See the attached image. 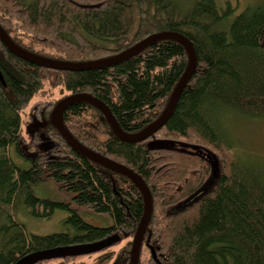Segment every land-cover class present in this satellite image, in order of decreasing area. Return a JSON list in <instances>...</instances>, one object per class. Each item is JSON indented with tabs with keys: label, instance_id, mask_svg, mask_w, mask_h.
<instances>
[{
	"label": "trees",
	"instance_id": "obj_1",
	"mask_svg": "<svg viewBox=\"0 0 264 264\" xmlns=\"http://www.w3.org/2000/svg\"><path fill=\"white\" fill-rule=\"evenodd\" d=\"M0 26L23 48L69 61L110 56L156 32L185 35L196 67L152 136L135 143L119 139L85 101L64 110V125L86 147L134 170L149 188L152 212L138 264H264V160L236 157L223 123L228 111L264 118V0L235 15L230 3L219 7L216 0H0ZM187 60L181 44L162 39L109 66L55 70L16 56L0 40V264L105 239L112 241L100 250L33 264H130L144 211L140 190L75 150L49 114L62 97L88 92L108 105L123 131L136 132L161 113ZM51 88L63 95L48 100ZM26 109L34 154L21 149ZM42 135L52 141L47 150ZM151 139L202 152L150 146ZM213 157L218 169L210 180ZM46 179L110 223L91 224L69 202L39 197L34 187ZM19 207L45 218L55 209L68 210L65 230L28 232L17 218ZM93 253L98 255L91 262L82 259Z\"/></svg>",
	"mask_w": 264,
	"mask_h": 264
},
{
	"label": "water",
	"instance_id": "obj_2",
	"mask_svg": "<svg viewBox=\"0 0 264 264\" xmlns=\"http://www.w3.org/2000/svg\"><path fill=\"white\" fill-rule=\"evenodd\" d=\"M162 39H172L185 48L188 55L187 65L183 74L181 75L180 79L172 90L170 97L161 113L156 119L142 127L140 130L132 133L123 131L117 123L108 105H106L102 100L88 92H77L62 97L56 102L49 114L50 124L66 139V141L75 150H77L93 162L105 168H108L113 172L120 173L128 177L140 190L144 201V211L132 239L130 249V264H138V257L141 248V243L143 240V235L145 233L146 227L151 216L152 200L150 190L144 183L142 177L134 170L122 163L116 162L96 152L95 150L86 147L80 141H78L65 127L63 121V112L68 106L77 102L85 101L91 104L96 109H98L103 114L112 132L117 137H119V139L132 143L140 142L147 139L148 137L152 136L159 128H161L163 124L167 121L177 103L181 91L187 84L191 74L193 73L196 67V55L192 42L185 35L179 32L161 31L150 34L145 38L141 39L140 41L136 42L135 44L129 46L128 48H125L124 50L110 56L87 61H69L44 56L23 48L22 46L14 42L6 33V31L0 26V40L9 49V51H11L13 54L20 58L36 63L40 66L55 70H87L109 66L124 59H127L133 55H136L148 45L153 44L154 42H157ZM0 80L4 83V79L1 72ZM41 139L43 141L44 150H47L52 146V141L45 135H42ZM199 152L202 151L199 150ZM207 158L211 159V155L207 154ZM115 239H117V236L113 238V240ZM111 241L112 239H105L89 243L61 246L48 250L35 251L23 256L15 264H33L38 260L57 257L63 254L90 253L93 251L100 250L101 248L107 246Z\"/></svg>",
	"mask_w": 264,
	"mask_h": 264
},
{
	"label": "rangeland",
	"instance_id": "obj_3",
	"mask_svg": "<svg viewBox=\"0 0 264 264\" xmlns=\"http://www.w3.org/2000/svg\"><path fill=\"white\" fill-rule=\"evenodd\" d=\"M219 7H224L226 3H230L234 7V15L241 12L247 5L255 4L259 0H216ZM261 41L264 44V31L262 33ZM51 90V91H50ZM47 92L48 100H55L60 98L63 93L58 89L51 88ZM37 100L36 97L32 99V102ZM29 109H26L22 114V131L24 133L25 140L21 144V149L26 154H34V150L29 146V136L26 133V130L29 126L28 116ZM27 121V122H26ZM224 128L231 140L232 152L235 156H240L241 158L247 159H258L264 160V118H247L237 112L228 111L223 115ZM150 146H179L183 147L188 151H198V148L189 145L183 144L181 142H175L171 140H160V139H151L148 142ZM9 154L16 161L21 162L17 155L9 150ZM217 159L213 157L211 161L212 167V180L217 174ZM35 193L41 198H49L53 200H62L67 201L70 205L80 213V215L89 223L103 226L110 223V218L103 214L95 213L84 206L74 203L72 200L71 194L65 192V190L60 189L52 180L46 179L43 183H40L34 187ZM68 210L65 209H55L53 214L50 217H35L29 214L25 208H17L16 214L19 221L24 224L25 229L28 232L36 234H49L54 232H60L65 230L64 219L68 215ZM122 245V244H121ZM121 245L113 248L117 250ZM98 253H93L90 256H81L86 263L91 262ZM56 262V261H55Z\"/></svg>",
	"mask_w": 264,
	"mask_h": 264
},
{
	"label": "bare ground",
	"instance_id": "obj_4",
	"mask_svg": "<svg viewBox=\"0 0 264 264\" xmlns=\"http://www.w3.org/2000/svg\"><path fill=\"white\" fill-rule=\"evenodd\" d=\"M198 152H199V149H198ZM138 226V225H137ZM137 228V227H136Z\"/></svg>",
	"mask_w": 264,
	"mask_h": 264
}]
</instances>
